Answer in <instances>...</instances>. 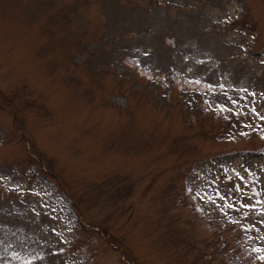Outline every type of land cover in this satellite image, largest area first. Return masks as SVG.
<instances>
[{
  "label": "rangeland",
  "instance_id": "374dc122",
  "mask_svg": "<svg viewBox=\"0 0 264 264\" xmlns=\"http://www.w3.org/2000/svg\"><path fill=\"white\" fill-rule=\"evenodd\" d=\"M0 264H264V0H0Z\"/></svg>",
  "mask_w": 264,
  "mask_h": 264
},
{
  "label": "snow or ice",
  "instance_id": "6c2138e0",
  "mask_svg": "<svg viewBox=\"0 0 264 264\" xmlns=\"http://www.w3.org/2000/svg\"><path fill=\"white\" fill-rule=\"evenodd\" d=\"M229 207H231V205H229Z\"/></svg>",
  "mask_w": 264,
  "mask_h": 264
}]
</instances>
